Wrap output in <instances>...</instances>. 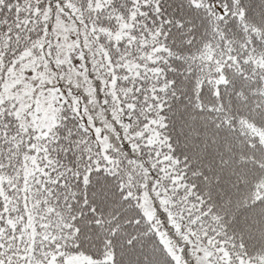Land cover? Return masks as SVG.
<instances>
[{
    "label": "snow or ice",
    "instance_id": "6c2138e0",
    "mask_svg": "<svg viewBox=\"0 0 264 264\" xmlns=\"http://www.w3.org/2000/svg\"><path fill=\"white\" fill-rule=\"evenodd\" d=\"M0 264H264V0H0Z\"/></svg>",
    "mask_w": 264,
    "mask_h": 264
}]
</instances>
